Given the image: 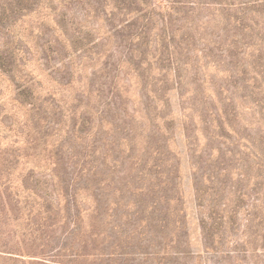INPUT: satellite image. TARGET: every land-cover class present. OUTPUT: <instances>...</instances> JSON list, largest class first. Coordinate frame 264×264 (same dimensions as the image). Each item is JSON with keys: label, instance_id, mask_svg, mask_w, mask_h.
Masks as SVG:
<instances>
[{"label": "trees", "instance_id": "1", "mask_svg": "<svg viewBox=\"0 0 264 264\" xmlns=\"http://www.w3.org/2000/svg\"><path fill=\"white\" fill-rule=\"evenodd\" d=\"M258 2L0 0V29L7 36L0 47V69L15 77L14 71L28 62L21 41L29 45L25 30L30 28L37 32L41 58L65 86L75 88V100L65 117L68 123L59 124L65 128L62 142L54 144L45 164L52 167L50 173L43 171L45 165L38 164L29 168L24 179H14L21 157L6 153L2 164L0 155V218L14 213L18 217L22 210L33 231L29 239L18 238L21 246L0 244V250L8 257L41 264L96 263L105 250L101 230L112 238L118 225L125 240L138 232L150 235L155 228L171 245L170 254L176 259L193 255L186 215L181 214L185 203L181 160L176 148L171 147V140L177 138V123L188 144L196 141L192 135L200 123L210 130L209 142L222 140L216 150L211 145L207 155L199 157L210 163L207 170L223 176L221 180L220 176L213 180L212 174L208 176L207 170L193 164L204 242L216 236L214 225L219 220L221 226L236 222L242 209L263 207L264 160L256 164L261 172L249 177L254 180L253 192L234 182L228 188L227 177L233 170L230 163L244 158H238L226 145L230 133L236 132L234 120H241L242 105L234 97L220 98L218 90L226 86L221 83L216 89L217 84L207 75L208 62L213 61L225 77L231 74V82L238 88L239 69L253 72V66L244 68L246 63L241 62L245 50L240 45L248 43L246 26L237 18L232 20L231 30L232 17L228 15L227 23L217 29L211 25L214 15L201 17L205 14L202 10L213 7L225 11ZM47 26L51 32L43 29ZM201 58H206L205 64ZM252 81L244 82L245 89ZM35 82L32 79L18 86L19 95L25 93L32 110L38 104L32 90ZM208 86L214 92H208ZM174 90L180 102L177 112L172 107ZM255 100L264 106L263 99ZM252 107L255 113L257 104ZM192 150L197 153V147ZM19 173L23 174V169ZM242 176L246 175L239 170V178ZM231 205L234 213L230 216ZM210 209L217 210L218 215L214 217ZM247 221V225L264 228V209L262 216L251 214ZM16 224L15 233L23 228L18 230ZM129 224H135L133 231L125 228ZM145 240L150 243L152 239ZM139 245L141 253H148L144 251L148 246Z\"/></svg>", "mask_w": 264, "mask_h": 264}, {"label": "rangeland", "instance_id": "2", "mask_svg": "<svg viewBox=\"0 0 264 264\" xmlns=\"http://www.w3.org/2000/svg\"><path fill=\"white\" fill-rule=\"evenodd\" d=\"M201 12L205 13L201 17H205L207 14L215 16L211 25L217 27V29L227 23L228 15L232 17L229 20L231 30L234 29L232 20L237 18L246 26V42L248 43L240 45L241 50H245V55L243 58L241 57V62L246 63L244 68L251 69L253 66V72H245L240 67L238 76L241 79L239 80L238 88L234 87L235 82H231L233 81L230 77L231 74L225 77L221 69H218L220 66H217L213 61L208 62L207 75L217 84L214 86L216 89L221 83H223L222 86H226L225 90H218L220 98L234 97L239 105H242L240 110L241 120H239L240 122L234 120L236 132L230 133L226 145L230 146L238 158H244L241 161L235 160L230 163L233 170L231 175L227 177L228 188H231V184L234 182V184H240V187L244 188L245 186L246 191L250 190L253 192L252 188H255L254 180H250L249 177L261 172L256 164H259L258 161L260 159L261 163L264 160V106L263 103L255 100H264V0H260L256 4H248L225 11L218 10V7H213L209 11L202 10ZM43 29L51 32V27L49 28V26ZM25 34L29 45L21 41V44H24L21 50L22 53L28 54V62L21 64L17 72L14 71L15 77L13 74L5 73L0 69V139L2 140L0 155L2 156V164L5 163L3 158L6 157V153L21 157L16 165L18 167L17 171L13 172L14 174L12 175L14 179H17V177L24 179L25 175L29 173L30 167L38 164L44 166L49 163L48 154L52 153L54 144L62 142L61 138L64 136L65 128L59 127V124L63 123L65 125L68 123L65 117L71 108V103L75 100V97H73L75 88L65 86L60 76L52 71L45 59L41 58L43 53L38 51L37 32L35 31L34 33L32 29L27 28ZM216 34H218V31H215ZM6 40L7 36L0 29V47ZM242 43L244 42L242 41ZM200 62L205 64L206 58H201ZM249 78L254 81L251 84H247L248 87L245 89L244 82ZM32 79L36 81L32 90L38 97V104L33 110L30 104H26L25 93L22 96L19 95L20 88L18 87L19 84L25 81H32ZM135 89L133 88V92L136 93ZM213 90V87L208 86V92H214ZM171 96L172 107L177 112L180 106L178 94L174 90L171 92ZM212 99L216 101L215 103L218 106V98L214 96ZM256 104L257 111L253 113L254 109L252 106ZM174 132L177 138L176 141L171 140V147L176 148L181 160L180 182L185 202L183 209H181V214L185 213L186 215L185 222L190 242L189 248L194 254L180 260L176 259L175 256L170 254L173 251L171 245L162 240L155 228H152L150 235L138 232L133 234L132 238L125 240L121 237L123 235L122 228L117 225L112 238L107 237L105 231L101 230L100 239L105 242L102 245L105 248V250L102 249V253L105 255H102L101 260H97L96 263L92 261L91 264H264V228L259 224L247 225L249 224L247 218L251 214L253 216L263 215L264 203H261L263 207L256 209V211L250 208L251 210L246 209L244 212L242 209L239 220L236 222L230 221L229 224L224 223L221 226L219 220L214 225L217 227L216 236L212 237L208 243L204 242L205 239L203 238L200 225L202 212L197 204L194 188V166L198 165L200 170H207L206 167L210 163L205 159L200 160L199 157L202 153L203 156H206L211 145L214 149L217 148L222 140L217 139L214 143L209 142L207 137L210 130L201 123L192 135V138L196 141L191 144L187 143L185 134L180 128V123H177ZM196 147L197 153L194 154L192 149ZM214 156L217 157V152H214ZM216 157L210 158V160H215ZM221 163L222 161L217 165ZM21 169H23V174L19 173ZM51 170L52 167L48 165L43 167V171H46V174L50 173ZM239 170L246 176L239 178ZM5 173L9 172L5 170ZM39 173L37 170V175H40ZM207 174L208 176L212 174L213 180L217 176H220L218 177L220 180L223 178L221 174H217V171L207 170ZM209 186H213L212 183ZM228 197L224 198L228 199ZM235 202L236 200L232 201L233 204ZM120 211L124 212L125 210L120 209ZM208 211L214 214V217L216 214L218 215L217 210L210 209ZM229 212L230 216L234 213L233 205L230 206ZM16 223L20 224L17 226ZM15 224L18 230L23 227L22 231L15 233ZM31 226V220L24 218L22 210L19 211L18 217L15 216V213L9 214L7 217L3 216V220L0 218V244L3 246L8 244V247L13 244L21 246L18 238L20 237L22 240L27 237L29 239L33 233ZM125 228H128V231H133L135 224H129ZM145 230L148 231L150 229L146 227ZM22 234L24 236L21 238ZM146 237L152 239L150 240L151 244L145 240ZM109 242L111 243L110 247L106 245ZM139 243L143 246H148V249H144L148 253L143 254L140 252L142 249L139 248ZM168 245H170L167 249L168 252H165V247ZM0 249L3 250L2 248ZM1 250L0 264H41L28 258L16 259L8 257L6 256L8 254ZM234 251H236L234 254H229V252ZM76 263L81 264L79 261Z\"/></svg>", "mask_w": 264, "mask_h": 264}]
</instances>
